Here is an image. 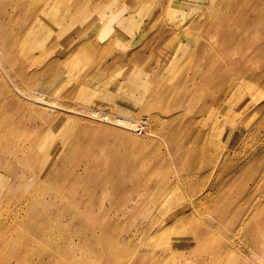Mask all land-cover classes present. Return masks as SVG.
<instances>
[{
  "label": "rangeland",
  "instance_id": "rangeland-1",
  "mask_svg": "<svg viewBox=\"0 0 264 264\" xmlns=\"http://www.w3.org/2000/svg\"><path fill=\"white\" fill-rule=\"evenodd\" d=\"M13 1L0 0V49L11 45L0 50V147L8 151L0 153V264H119L133 254L144 264H264V12L250 9L258 0L204 24L226 80L196 79L191 97L179 88L189 67L181 40L195 38L189 25L205 23L215 0H58L52 10L48 0ZM9 12L17 19L7 27ZM237 26L249 61L226 71L222 62L244 63L235 49L233 62L222 53L231 54L235 39H224ZM247 71L261 79L237 83ZM117 117L132 124L108 120ZM32 144L65 169L23 184L32 169L13 156ZM16 185L26 192H11ZM26 199L44 201L32 212L54 220L47 238L22 219ZM120 236L114 259H101L98 250Z\"/></svg>",
  "mask_w": 264,
  "mask_h": 264
},
{
  "label": "bare ground",
  "instance_id": "bare-ground-1",
  "mask_svg": "<svg viewBox=\"0 0 264 264\" xmlns=\"http://www.w3.org/2000/svg\"><path fill=\"white\" fill-rule=\"evenodd\" d=\"M57 1L58 0H48L46 2V4L49 5L50 10H52L53 5ZM240 1L241 0H215L214 4H211L210 6L208 5L206 10L204 11V13H206V17H205V23L201 24L202 26L199 25L200 23H198V24L191 23L189 25L193 29L197 28L196 30H198V32H197V35L195 36V38H193L192 40L186 36L185 37L183 36L184 39L181 40V43H183L186 47L185 49H186L187 55H189V67H187L188 69L185 72V74L183 75L182 81L179 83V88H181V89L183 88V90L187 92L186 95H189L188 93L195 89L196 85H194L193 83L195 82L194 80H196V79H200L201 81H204V82L205 81L211 82V78L214 80H216V78H217V79H219L220 84L224 83V80H226V78L219 76V72H218V70H219V63H218V61H219V45L217 48H214L213 52H207V49H206V45H207L206 40L207 39L204 41V39L207 35V32H203V26H204V24H206L209 21L211 22V21H215V20L219 19V16L222 17L225 12H228L231 9L234 12L237 11L238 8H240V4H241ZM168 2H170V0H168ZM224 2H229V5L224 4ZM7 3L9 5V2H7ZM222 3L224 4L225 8L221 7ZM233 3H236L235 9L233 6H231V4H233ZM17 4H18V1L14 0L13 6L15 8H18ZM3 5H5V4H3ZM11 5H12V3H11ZM259 5H262V7H260L259 9L256 10V8ZM15 8H14V10H16ZM250 9L252 10L251 12H253V11L254 12L256 11L257 13L264 12V0H258L256 6L254 8H250ZM10 12H12V11H10ZM15 13L14 14H11V13L8 14L7 13L8 16L5 18V23H6L5 25H7V27H9V26H11V24L15 23V21L17 19V15ZM5 16H6V14H5ZM15 16H16V18L11 19ZM255 18L256 17L254 14H250L248 17L249 20H253V21H255ZM227 20H228V17H227ZM243 21H245V20L244 19L239 20L237 25H241L243 27V24H242ZM44 24L45 23H41V22L39 23L41 29L43 28ZM215 26H217L219 28V20L215 22ZM35 27L38 28V26L36 24H35ZM171 27H174L176 29H180V27H182V26H180L179 24L172 23ZM260 27H261V29H263L262 32H264V25L262 24ZM206 28L209 30H212L213 24L211 23V25H208ZM38 30H40V29H38ZM215 31H216V38H217V39L215 38V41L219 42V29H215ZM48 32L50 33V30H48ZM65 33H66V30L62 29V30H59L56 34L57 35H59V34L65 35ZM40 34L42 36H44V35L49 36L50 35V34H46L44 32L41 33V31H40ZM6 35L10 36V33L8 31H6ZM17 35H19V34H17ZM241 35H242V33L240 32V29L237 26L235 32H233V35L230 34L229 36H227L224 39L225 45H232L231 40L235 39L234 47L232 46L233 52L231 51V54H227V53H229L227 51L222 52V53H224L225 58L229 57V59H231V61L234 60L236 58V57H234V55L237 54V53H234L235 52L234 49L240 52L241 58H244L243 64H242V62L238 63V62H233V61L232 62L235 65H232L233 63L222 62L223 66H225L226 71L229 70L228 67H231V70L238 72L242 68L241 66H245L246 60L249 61V58L247 57V50H246V48L244 49V46H243L244 37L246 36V34H244L243 36H241ZM53 36H56V35L53 34ZM50 37H52V35H50ZM207 38H208V36H207ZM13 41H15V40H13ZM249 42H250V40L248 38L245 39V45H247ZM2 45H4V48H1V49L4 51L8 50L11 47V45H9V44H2ZM239 45H241L242 47ZM238 46L241 48L240 50L238 49ZM215 57H216V59H215ZM237 57L239 58V55ZM220 73H223V72H220ZM23 76L26 77L25 73L23 74ZM158 78H159V80H158V82H159L161 80V77H158ZM207 78L209 79V81ZM23 79H27V78H23ZM236 79H237V83H239V84L243 83V84L248 85V84H252L253 82H256L257 80L261 79V76H256L254 74L249 73V71H247L245 74L242 73V74L236 76ZM212 84H216V81H212ZM184 87H186V89ZM189 87H191V89H189ZM236 87L238 89L240 87V85H238ZM157 93H158L157 89L152 88V90L149 94V98L150 99L155 98L157 96ZM242 93H243V91L239 94V96ZM189 97H191V96L189 95ZM196 97H197V95H196ZM191 102L194 103L193 101H191ZM193 106L194 105L189 106V104H187V106H186V107H188L187 110L190 111V108H193ZM94 113H95V111H93V114ZM96 116L105 118L104 114L96 115ZM108 120H110L111 122H113L115 120L116 123L122 124V125H131L132 124V122L130 120H127L124 118H119V117L114 118V119L108 118ZM191 123H192L191 121H188L185 125L188 127ZM176 126L177 127L171 129L172 130L171 134L173 137L178 138L177 133L179 132V130H181L180 128H182L183 123L181 122ZM180 136H182V134ZM3 137H4V132H2V133L0 132V140ZM32 145L33 146H31V149H30V147H28L27 151L19 150L18 153L13 156V163H21V164L24 163L25 165H27V167H30L32 169L31 173L29 174L28 178L25 180V182L23 184H25V183H27V185L28 184H37L39 182V180L41 179V177H44V176L50 177L51 175L53 176V174L56 173L57 171L65 169L66 162L64 160H61V161L54 160L53 159L54 155H53L51 149L43 148V147H39V146L37 147V145H35V144H32ZM7 152H8L7 150L0 147V153L5 154ZM7 157H8V161H10L11 156H7ZM79 165L80 164L76 163L72 167L73 170L75 171L74 172V178L76 180L78 177H80L82 175V173L78 174V172H77V167ZM83 168H85V167H83ZM131 185L132 186L130 188H132V189L137 187V185H135V184L131 183ZM11 188L13 189V191H11V192H15L16 190H20L21 192H26L25 189H22V185H20V186L16 185V186H13ZM21 192H15V193L20 194ZM65 192H73V190L66 189ZM15 193H13V194H15ZM28 201H29V199L25 200V202L29 205L31 210L27 209V212L25 213V215H23L22 219H26L28 221H31L33 223V224L32 223L31 224L34 227L40 228L38 230V233H40L44 238H47L48 232L46 230H49V229H47V223H51V221H54V220L49 219V218L43 219V217H39L35 220V217H36L35 212L36 211L32 212V210L39 208V207L40 208L44 207L45 203H44V201L38 200V199H34V200L29 201V202ZM54 206H55V201H54ZM75 221H76V219H75ZM17 223H18V225H17L18 227L23 224V222H21V221L17 222ZM17 223H15V226ZM120 238H121V236L117 240H120ZM121 243L122 242L120 240V242L118 244L109 243L108 247L102 246L98 250V253H99L98 256L101 259L111 261L112 259H114L113 255L111 253V250L114 247L120 245ZM71 244L72 243L66 244V247L68 248L69 246H72ZM61 245L62 244H57L54 247L56 250V253H59V250L61 249L60 248ZM138 255H139V253H138ZM132 256L133 257H131V258L125 257L124 258L125 260L121 261V263H119V264H144L143 262H141L140 260H138L136 258L135 254H133ZM155 256H156V254H155ZM139 257H141L142 259L154 258V257H148L145 254L142 256L139 255ZM233 257L234 256H232V258ZM157 258H158L157 260L159 261L160 260L159 258H162V255L158 254ZM54 259L47 258V260L44 263H41V261H40L39 264H47V262H50ZM149 260H151V259H149Z\"/></svg>",
  "mask_w": 264,
  "mask_h": 264
}]
</instances>
